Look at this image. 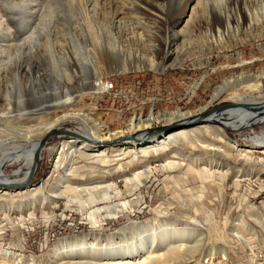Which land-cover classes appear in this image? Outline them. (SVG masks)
<instances>
[{"label":"rangeland","instance_id":"rangeland-1","mask_svg":"<svg viewBox=\"0 0 264 264\" xmlns=\"http://www.w3.org/2000/svg\"><path fill=\"white\" fill-rule=\"evenodd\" d=\"M181 2L0 0V95L7 85L11 101L36 112L40 123L79 113L55 128L86 137L95 126L117 132L135 116L189 113L183 119L154 120L116 138L230 102L264 101V75H259L264 70V0H191L187 13L177 19ZM215 26L224 32L218 45L209 37ZM152 57L153 67L148 65ZM99 80L102 88H88ZM221 85L225 89L212 98ZM69 96H75L73 102L43 112ZM232 110L240 107L216 114L223 113L230 125ZM244 112L253 118L240 128L209 120L184 128L145 154L138 151L144 144L107 145L108 140L98 136H52L27 187L0 188V264H99L143 255L150 257V264H205L224 250L227 264H250V250L264 248V191L254 202L246 199L242 211H215L214 220L212 212V220L198 213L204 223H195V207L215 210L217 203L208 201L219 190L210 187L200 200L199 182H188L189 187L194 184L189 197L181 185L184 170L175 164L208 165L207 171L231 175L239 168L232 167L234 163L244 159L248 173L264 176V146L255 141L264 136V113ZM39 131L40 126L32 129L34 134ZM17 141L22 146L11 145L9 151L23 154L30 149L27 139ZM64 141L70 142L68 154L60 151ZM183 142L185 153L178 152L182 160L164 157L174 143ZM80 143L93 149L78 155L74 148ZM3 153L0 150V156ZM22 157L5 162L6 177L25 171L27 177L31 163ZM169 160L174 163L162 165ZM167 174L180 177L178 189L169 181L165 189ZM176 192L181 197H175ZM181 206L189 208L186 215L171 214ZM186 229L190 232L184 239L171 234Z\"/></svg>","mask_w":264,"mask_h":264},{"label":"bare ground","instance_id":"bare-ground-1","mask_svg":"<svg viewBox=\"0 0 264 264\" xmlns=\"http://www.w3.org/2000/svg\"><path fill=\"white\" fill-rule=\"evenodd\" d=\"M190 1L191 0H183V2H181L182 5L180 8V11L178 12L177 17H175V18L178 19L187 13V11L189 9ZM173 23L175 25L176 22L174 21ZM215 28H216V26H215ZM209 30H210L209 32L213 34V35H209L210 41H211L210 43L213 45H214V42L216 43V45L222 43V39L224 37V32L220 29V26H218L216 29L213 28L212 31H211V29H209ZM7 60H9V59H7ZM3 63H4V61H3ZM148 65H152L151 67L156 65L154 62V57H152V59H150L148 61ZM143 66H145V65H143ZM128 68H129V66L125 65L124 69H128ZM259 75L260 76L264 75V70L260 71ZM228 81L229 80L224 81L225 85L228 84ZM90 84L88 85L89 89H91V88L95 89V88H100V87L102 88L100 80L96 81L94 83H90ZM2 89H4V92L0 96L3 97L4 104H3V106H0V121L3 123V126L2 127L0 126V150H2L4 153H3V156H0V183H6V184L7 183H18V182H21L22 179L25 178L27 171L22 172L21 174L18 172H15L10 177H6L2 171V166L5 164V162H7L10 159L18 160V159H20V157L25 156L27 163L30 164L32 162L34 148L36 146V143L39 140V139L37 141L32 140V138H41L48 131L54 129L58 123L66 120L70 117H77L79 115V113L62 114L53 120H50V121L45 122V123H40L39 122L40 117L33 115V114L36 115V112H34L33 110L25 109V107L23 106L24 104L22 106H20V104H18V100H17V102L11 101L9 89H8L7 85ZM224 89H225L224 85L219 86L215 90L214 94L212 95V98L217 97ZM74 97L69 96V97H66L62 101L58 100L59 102L56 104L54 103L53 106H49V105L45 106L43 108L44 109L43 112H48L50 110L61 108L65 105L69 104L70 102H73ZM0 101H2L1 97H0ZM19 103H20V101H19ZM232 111H234V112H231V114L232 115L235 114V116H232V115H231L232 117L230 116V118H232L230 121H228V122L232 123V124L229 123L230 125L225 123L226 122L225 119H228V117L224 119L225 116L223 113H219L218 115L217 114L209 115L208 118L210 120H215L218 124H221L222 126L231 127V128H240V127L244 126L248 121H250L253 118V116H251V114L248 112L245 113L242 110H240V111L239 110H232ZM244 113H245V115H244ZM262 113H264V111L257 113L256 116H258V114H262ZM187 115H189V113H180L179 111L175 110V111H172L169 113L163 112V113H160L157 115L150 114V115L146 116L145 118L143 116H135L130 120L127 127H125L124 129H121L117 132L110 133V132H107L106 130H104L103 128L95 126L93 131H91L90 133L87 132V133H89V134H87V138L88 137L93 138V136H98L101 138V140L103 139V140L112 141L114 138L119 136L121 133H127V132H132V131H135V130H138L141 128H146V126H149L154 120H159V119L165 118V119L171 121L173 119H183L185 117H188ZM83 118L86 119V117H83ZM29 122H31V124H29ZM23 123L27 124V125H23ZM36 126H40L41 131H39V133L34 134L32 132V129ZM184 131H185L184 128L174 130L173 132H170V134H168L165 138H161L157 142L151 141V142L145 143L144 147L139 148L138 151H139V153L141 152V153L145 154L149 151V149L151 150V148H153L154 146H158V145L164 143L166 141V139H170L172 137H177L181 133H183ZM189 134L190 135L192 134L191 136H193L194 133L189 132ZM19 138H25L28 140L29 144H31L30 149L28 151H25L23 154L16 153L17 152L16 149L19 148L20 146H22V143H19V141H17ZM255 141L258 142L259 144H261L262 146H264V136L255 137ZM11 145L16 147L15 151H13V152L8 150ZM199 146H201V147L207 146L209 148H212V146H210V144H201L200 143ZM90 148H92V147L89 146L88 144L80 143V145L77 148H74V150H75L76 154L84 156V155H86L85 151L89 150ZM161 148L163 149L164 147L159 146L160 150H162ZM69 149H70V142L64 141L61 143V146H60L61 152L64 151L65 153L68 154V153H70ZM80 149H83V150H80ZM94 149H95V147H94ZM5 193H7V192H2V194H5ZM189 232L190 231L188 229H186V230H178V231L173 232L171 234L176 236L175 237L176 239H180V238L184 239L185 237H187ZM234 236L240 238V235L237 232L234 233ZM151 244H152L151 246H153V244H154L153 239L151 240ZM112 250L113 251L110 250V252L115 254L116 253L115 249H112ZM132 250H133L132 248H131V250H127V253L133 252ZM175 250H174V248L171 249V251H173V252ZM105 252H107V250H105ZM221 254H222V256H225L224 251ZM210 255H211V253H210ZM128 258H130V257H123L120 260H112L111 262L105 261V262H102L99 264H150V262H151L150 257L144 256V255L142 257H138L137 259L133 258L135 260H131Z\"/></svg>","mask_w":264,"mask_h":264},{"label":"crops","instance_id":"crops-1","mask_svg":"<svg viewBox=\"0 0 264 264\" xmlns=\"http://www.w3.org/2000/svg\"><path fill=\"white\" fill-rule=\"evenodd\" d=\"M185 143L186 142H183L180 144L174 143L176 144V147L169 149L167 153H165L166 156L164 157H171L174 155V156H179V159L182 160V157L181 155L178 154V152L184 151ZM143 158H144V162L148 161V160H145L146 157H143ZM168 162H170V160ZM262 162H264V160ZM171 163H174V161L171 160L170 164L164 162L162 163V165L165 164L163 166L167 167V166L172 165ZM181 163L179 161H176L175 164L180 166V168L184 170L182 171V181H181L182 184L181 185L185 188L186 195L190 197L191 195L190 191L194 189V186H193L194 184L189 187L188 182L191 184L194 182H199L197 186H199L200 194L198 195V199L200 200L202 198L203 199L205 198V193L210 190V187H216L219 190L217 195H215L213 198H211L210 201H208L209 203L211 201H212L211 203H213V200H214V202L217 203L218 205L214 207L217 210L216 209L212 210L203 204L199 205L198 207H195V210L198 208L194 216H192L193 217L192 221L194 222L196 221L195 223H199V224L204 223V222L201 223L202 218L197 215L198 213H203L208 220H212V219H209L210 218L209 213L212 212L213 220H214L216 218V212L218 214L221 213L222 215L223 214L227 215V214H230L231 212L242 211L241 205L246 199L251 198L250 201L254 202V198L258 196L262 191H264V176H261L259 174L253 175V174L248 173V169L244 167L246 165V160L244 159L240 160L238 164L237 163H234V165L232 164L233 165L232 167L234 166L237 167L238 165L239 168L234 170V172L231 175L229 174L217 175L218 173L216 169H210L211 171H207L206 169H204V166H208V165H202L203 167L195 166V167H184L183 168L182 166H185V165H181ZM257 171H258L257 173H259V169H257ZM174 176H176V178ZM180 180H181L180 177L179 176L177 177V175L167 174V176L165 177V189H169L170 187L169 182L176 183L177 184L176 189H178L179 187L178 183L180 182ZM139 182L140 181H138V183ZM224 184L226 188L224 187ZM160 191H162V189H160ZM180 194L181 193L176 192L175 197L176 196L181 197ZM167 205L169 207L171 206V204H167ZM169 207H166V208L169 209ZM187 209L189 208L181 206L180 211L175 210V211H172L171 214L186 215L188 213ZM161 211H167V210H160V212ZM250 264H251V261H250Z\"/></svg>","mask_w":264,"mask_h":264},{"label":"water","instance_id":"water-1","mask_svg":"<svg viewBox=\"0 0 264 264\" xmlns=\"http://www.w3.org/2000/svg\"><path fill=\"white\" fill-rule=\"evenodd\" d=\"M240 107V110L242 111H256V112H262L264 111V101L258 102V103H250V102H230L227 104L220 105L218 107L213 108L210 111H207L205 113H200L198 116L190 117L185 120L176 121L174 123H163L162 125L155 126L152 128H148L146 130H142V132H136L133 134L124 135L122 137H118L112 141L105 142L107 145H118V144H124L125 146L135 144H145L151 141H158L161 138H165L169 132L174 131L176 129H182V128H189L191 126H194L196 124L202 123L206 121H209L208 118L209 115L216 114L222 110H225L227 108H238ZM54 135H64L68 137H74L77 139H87L89 140L85 135L78 133L76 130H70V129H60V128H54L50 131H48L44 136H42L38 142L36 143V146L34 148L33 158L30 165V169L28 171L27 177L24 181L19 183H0V188H7V189H13V188H25L27 187L28 182L32 178L34 172L36 171L38 167V162L40 159V154L43 149V146L46 144L47 140L51 138ZM97 144H101L100 141L95 140ZM13 173V172H12ZM11 173V174H12ZM34 184H40V182H36Z\"/></svg>","mask_w":264,"mask_h":264},{"label":"built area","instance_id":"built-area-1","mask_svg":"<svg viewBox=\"0 0 264 264\" xmlns=\"http://www.w3.org/2000/svg\"><path fill=\"white\" fill-rule=\"evenodd\" d=\"M251 264H264V248H254L249 252ZM205 264H227L226 257L210 256L205 260Z\"/></svg>","mask_w":264,"mask_h":264},{"label":"trees","instance_id":"trees-1","mask_svg":"<svg viewBox=\"0 0 264 264\" xmlns=\"http://www.w3.org/2000/svg\"><path fill=\"white\" fill-rule=\"evenodd\" d=\"M58 234H59V235H62V234H61V232H59ZM58 234H57V235H58ZM55 238H56V237H54V239H53L52 241H54V240H55Z\"/></svg>","mask_w":264,"mask_h":264}]
</instances>
